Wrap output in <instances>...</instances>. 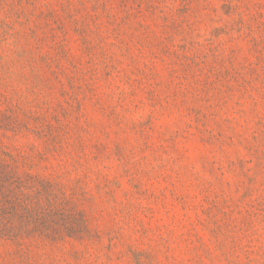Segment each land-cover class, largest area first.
<instances>
[{
  "label": "rangeland",
  "instance_id": "rangeland-1",
  "mask_svg": "<svg viewBox=\"0 0 264 264\" xmlns=\"http://www.w3.org/2000/svg\"><path fill=\"white\" fill-rule=\"evenodd\" d=\"M0 264H264V0H0Z\"/></svg>",
  "mask_w": 264,
  "mask_h": 264
}]
</instances>
